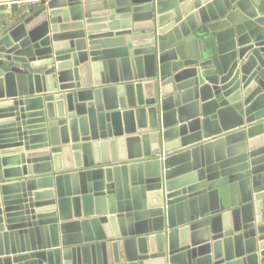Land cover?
<instances>
[{"label":"water","instance_id":"1","mask_svg":"<svg viewBox=\"0 0 264 264\" xmlns=\"http://www.w3.org/2000/svg\"><path fill=\"white\" fill-rule=\"evenodd\" d=\"M0 264H264V0L0 31Z\"/></svg>","mask_w":264,"mask_h":264},{"label":"crops","instance_id":"2","mask_svg":"<svg viewBox=\"0 0 264 264\" xmlns=\"http://www.w3.org/2000/svg\"><path fill=\"white\" fill-rule=\"evenodd\" d=\"M30 4H15L12 8H0V31L10 28L19 20V16L24 10H28Z\"/></svg>","mask_w":264,"mask_h":264},{"label":"built area","instance_id":"3","mask_svg":"<svg viewBox=\"0 0 264 264\" xmlns=\"http://www.w3.org/2000/svg\"><path fill=\"white\" fill-rule=\"evenodd\" d=\"M37 0H0V8L1 7H5V8H12L13 5L15 4H19V5H23V4H31L36 2Z\"/></svg>","mask_w":264,"mask_h":264}]
</instances>
